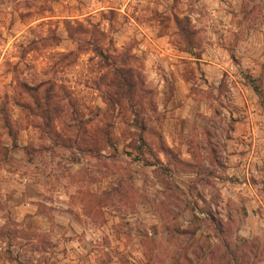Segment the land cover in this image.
<instances>
[{
  "label": "rangeland",
  "instance_id": "374dc122",
  "mask_svg": "<svg viewBox=\"0 0 264 264\" xmlns=\"http://www.w3.org/2000/svg\"><path fill=\"white\" fill-rule=\"evenodd\" d=\"M243 96L264 115V0H0V171L48 220L0 179L2 256L264 264L260 163L227 169Z\"/></svg>",
  "mask_w": 264,
  "mask_h": 264
},
{
  "label": "crops",
  "instance_id": "0c3cea01",
  "mask_svg": "<svg viewBox=\"0 0 264 264\" xmlns=\"http://www.w3.org/2000/svg\"><path fill=\"white\" fill-rule=\"evenodd\" d=\"M248 97V96H246ZM243 96V104L244 108L240 110L241 116H239L238 120L235 121V126L228 129L229 135L227 136L226 143L228 150H239L244 149L249 146V153H231L228 154L231 161L227 167L229 173L238 176L239 178H243L249 172L257 170L258 168L254 165V162L260 163V171L262 172L261 176L264 180V159L261 157V154H264V121H261V117L258 111H251L249 108V100H252V97L247 99ZM250 138V142H246L244 139ZM241 137H245L241 139ZM238 138V139H237ZM167 146L170 147H181L177 146V142L172 141V143L167 142ZM246 146V147H244ZM254 151L253 153H250ZM260 155V156H259ZM264 156V155H263ZM262 158V159H261ZM254 161V162H253ZM2 173V174H1ZM0 179L2 181H7L4 183L3 188L5 192L2 194V200L5 201L8 214L15 221H21L22 225L25 228H33L35 230H40L42 228H47L48 220L47 218L37 209V203L33 200L34 197L32 195H28L26 193H22L19 188L20 183L16 182L13 179H9L8 176L0 171ZM242 183H248L242 181ZM251 187V186H250ZM257 189L255 187L249 188V191L252 193H256ZM36 195V194H34ZM255 204H258L257 201L264 206V201H261L259 198L257 200L252 198ZM249 202L247 199L246 204ZM31 221V222H30ZM4 242L0 238V264H11L6 258L2 256L1 244Z\"/></svg>",
  "mask_w": 264,
  "mask_h": 264
},
{
  "label": "trees",
  "instance_id": "16d2710c",
  "mask_svg": "<svg viewBox=\"0 0 264 264\" xmlns=\"http://www.w3.org/2000/svg\"><path fill=\"white\" fill-rule=\"evenodd\" d=\"M252 89H253L254 91H257V90H258V88H257L255 85H252Z\"/></svg>",
  "mask_w": 264,
  "mask_h": 264
}]
</instances>
